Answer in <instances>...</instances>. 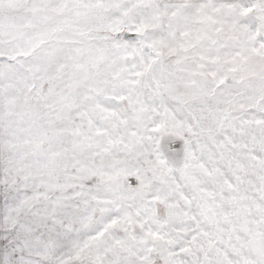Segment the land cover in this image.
<instances>
[{
	"label": "snow or ice",
	"instance_id": "obj_1",
	"mask_svg": "<svg viewBox=\"0 0 264 264\" xmlns=\"http://www.w3.org/2000/svg\"><path fill=\"white\" fill-rule=\"evenodd\" d=\"M0 264H264V0H0Z\"/></svg>",
	"mask_w": 264,
	"mask_h": 264
}]
</instances>
